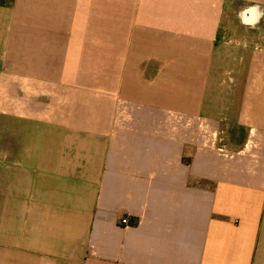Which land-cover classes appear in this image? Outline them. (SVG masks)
<instances>
[{"label": "crops", "instance_id": "1", "mask_svg": "<svg viewBox=\"0 0 264 264\" xmlns=\"http://www.w3.org/2000/svg\"><path fill=\"white\" fill-rule=\"evenodd\" d=\"M256 9L0 6V264H264Z\"/></svg>", "mask_w": 264, "mask_h": 264}, {"label": "clouds", "instance_id": "2", "mask_svg": "<svg viewBox=\"0 0 264 264\" xmlns=\"http://www.w3.org/2000/svg\"><path fill=\"white\" fill-rule=\"evenodd\" d=\"M247 11V10H243ZM257 14L253 17V20L251 22L244 20L243 17H241L242 23L249 24V26H255V24H258L260 22V19L264 17V12H259L258 9H256Z\"/></svg>", "mask_w": 264, "mask_h": 264}, {"label": "trees", "instance_id": "3", "mask_svg": "<svg viewBox=\"0 0 264 264\" xmlns=\"http://www.w3.org/2000/svg\"><path fill=\"white\" fill-rule=\"evenodd\" d=\"M13 1L14 0H9L8 2H2V3H0V6H8V5L12 4Z\"/></svg>", "mask_w": 264, "mask_h": 264}, {"label": "rangeland", "instance_id": "4", "mask_svg": "<svg viewBox=\"0 0 264 264\" xmlns=\"http://www.w3.org/2000/svg\"><path fill=\"white\" fill-rule=\"evenodd\" d=\"M9 0H0V3L2 2H8ZM236 19H239L237 18V14H236ZM3 119V117L0 115V121ZM0 131H1V127H0Z\"/></svg>", "mask_w": 264, "mask_h": 264}, {"label": "built area", "instance_id": "5", "mask_svg": "<svg viewBox=\"0 0 264 264\" xmlns=\"http://www.w3.org/2000/svg\"><path fill=\"white\" fill-rule=\"evenodd\" d=\"M122 224H124V225H128L129 224V220L126 218V219H124V220H122Z\"/></svg>", "mask_w": 264, "mask_h": 264}]
</instances>
